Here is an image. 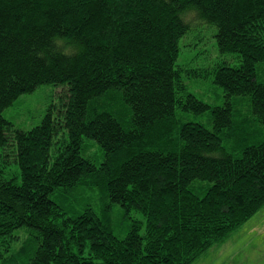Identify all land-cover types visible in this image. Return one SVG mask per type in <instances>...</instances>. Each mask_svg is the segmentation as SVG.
<instances>
[{"label":"trees","instance_id":"trees-1","mask_svg":"<svg viewBox=\"0 0 264 264\" xmlns=\"http://www.w3.org/2000/svg\"><path fill=\"white\" fill-rule=\"evenodd\" d=\"M198 19L239 64H177ZM192 76L223 103L188 92ZM43 84L67 87L62 111L14 128L3 111ZM9 143L0 264H193L264 206V0H0ZM115 207L144 222L117 236Z\"/></svg>","mask_w":264,"mask_h":264},{"label":"rangeland","instance_id":"rangeland-1","mask_svg":"<svg viewBox=\"0 0 264 264\" xmlns=\"http://www.w3.org/2000/svg\"><path fill=\"white\" fill-rule=\"evenodd\" d=\"M190 23V29L180 41L181 52L177 61L178 65H183L188 69H210L223 62L230 65L239 64L235 54L220 52L215 37L216 26L200 20H192ZM212 77H186L187 91L211 105H221L224 101V91L213 83ZM66 89V86L40 85L34 91L21 95L3 111V116L13 123L14 128L30 130L40 124L52 104H59L55 109V114L62 111L66 99L61 98L63 95L65 97ZM241 104L245 107L246 101ZM187 118L206 123L207 114L197 116L191 114ZM59 136H63V131H60ZM10 144L0 147V157L1 153L9 154L8 158L11 161L9 174L11 176L17 174L19 177V166L10 152L13 149ZM94 152L95 154L102 153L98 147H95L91 153ZM112 214L114 233L122 238L127 234L132 219L144 222L143 215L136 211H133L131 218H128L124 215L123 208L115 207ZM193 264H264V206L234 231L227 241L211 247Z\"/></svg>","mask_w":264,"mask_h":264},{"label":"clouds","instance_id":"clouds-1","mask_svg":"<svg viewBox=\"0 0 264 264\" xmlns=\"http://www.w3.org/2000/svg\"><path fill=\"white\" fill-rule=\"evenodd\" d=\"M57 43H60V41H57ZM65 51H67V49H65Z\"/></svg>","mask_w":264,"mask_h":264}]
</instances>
